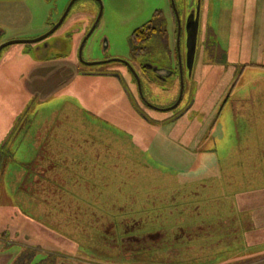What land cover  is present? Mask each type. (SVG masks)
Returning a JSON list of instances; mask_svg holds the SVG:
<instances>
[{"label":"rangeland","instance_id":"obj_1","mask_svg":"<svg viewBox=\"0 0 264 264\" xmlns=\"http://www.w3.org/2000/svg\"><path fill=\"white\" fill-rule=\"evenodd\" d=\"M62 2L64 7L70 0ZM175 2L178 7L181 0ZM102 3L101 19L83 47L82 59L79 48L99 14L97 0L73 4L55 34L63 42L50 50L47 60L31 43H15L1 50L0 264H264L263 233L228 231L222 223L225 213L237 216L240 196L264 194V0H206L209 21L201 26L193 71L185 74L181 105L166 112L149 110L164 120L192 102L189 112L166 125L148 124L133 109L127 90L137 91L123 65L87 66L83 60L130 59L131 34L158 11L166 19L174 60L178 25L171 0ZM38 10L41 14L42 9ZM29 19L25 6L0 1V26L8 31L4 41L38 36L44 27L42 20L30 23ZM180 45L187 61L185 34ZM87 70L99 73H84ZM108 70L123 71L126 86L116 75L107 74ZM142 84L146 98L158 106L174 102L181 85L178 77L154 84L152 89L145 79ZM25 114L30 116L27 126L31 128L20 133L19 128L12 135ZM55 115L59 124L66 119L67 127L93 130L94 146L97 142L112 150L113 163L101 164L104 170L97 173L109 183L113 179L115 185L133 187L114 196L124 206L118 219L129 218L133 212L140 217L141 225L129 224L130 229L139 228L137 235L160 229L168 232L171 225L192 231L209 220L212 228L201 235L205 239L179 235L158 243L156 235L149 236L154 243L148 246L141 243L139 249L124 250L116 236L103 238L99 231L82 230V214L75 213L74 207L65 214L60 210L64 207L53 200L48 204L35 196L23 176L27 168L34 167L33 140L43 130L38 128V118L49 117L50 133L63 135V129L55 130ZM94 150L86 147L85 155ZM210 214L211 218H203ZM118 229L125 244L137 236L127 230L123 233L121 225ZM74 240L81 242L80 247L72 244Z\"/></svg>","mask_w":264,"mask_h":264},{"label":"flooded vegetation","instance_id":"obj_2","mask_svg":"<svg viewBox=\"0 0 264 264\" xmlns=\"http://www.w3.org/2000/svg\"><path fill=\"white\" fill-rule=\"evenodd\" d=\"M13 1L18 2L27 8V10L30 13V19H29L30 23L35 21L39 22L42 20L41 23L44 25V27L40 31V34L36 36L37 38L46 34L59 22V20L63 16L64 12L66 11L70 3L69 2L67 6L65 5L66 7L65 6L62 7L63 6L62 0H13ZM97 2L100 4V10H99L100 13L101 8L103 7V3L102 0H97ZM171 5H172V12L175 23H177L178 25V30L176 31L177 33L175 35L176 57L174 60L171 50L168 48L169 35H168V30L165 27L166 19L165 17H163L162 12L160 11L156 12L154 17L150 21L135 29L131 34L129 40L130 51H131L130 59L112 60L115 58L105 57L102 60H99V61H107L99 64H108L113 62L115 64H121L126 68L128 73V75L126 74V76L131 75L132 84L135 90L137 91L136 93H133V91L127 90V95L129 96L131 105L140 117H142L148 124H152V125H166L169 123H174L181 116H183L184 114H186L191 110L192 102L187 104L185 108L182 111H180L178 114L171 116L169 118H165L164 120H160L158 118L153 117L151 113L152 111L149 112V110L161 111V112L171 111L177 109L181 105L185 93V74L186 73L191 74L193 71V67L191 69L187 61H185L186 59H184L183 54L181 52V47H182L181 45L179 52L178 35L180 32V39H179L180 42L182 41V37L184 36V34L187 36V52H188V40H191L194 37L195 26L197 25L196 23L198 22L199 28L197 33V44H196V54H195V61H196L199 41L202 38L201 26L202 24L209 21V19L205 17L208 9L206 0H181V3L178 7L176 5L175 0H171ZM39 8L42 9L41 14L39 13L40 11L38 10ZM36 10H38V14H37L38 17L35 16ZM70 11L71 9L69 10L67 16L65 17L61 25L57 28V30L53 34H51L50 36H48L47 38L41 41L31 43L34 44L33 48L39 51L38 54L41 56V58L44 59L49 58V55L47 54L50 52V50L53 47H59L62 44L63 39L59 38L55 34L58 32L62 24L68 18ZM136 30L137 32H135ZM7 34H8L7 29L0 26V46L3 43L8 42V40L4 41L5 39L4 37ZM52 36L54 37L50 39V37ZM36 37L24 38L22 40H32L35 39ZM12 40H17V39L16 38L10 39L9 41ZM153 54H155L156 56ZM86 62H94V61H86ZM84 64L87 65L86 63ZM100 72L104 73L102 72V70H100ZM84 73L98 74L99 72H93L92 70H87L84 71ZM122 73L124 72L123 71L117 72L116 70L115 71L108 70L107 72V74L109 75H116L118 78L121 79V82H123L122 84L126 86L124 83V78L121 75ZM177 77L180 80V84L183 81V86H184V91L182 94L183 96L179 102L178 100L180 97L181 85H180V91L178 97L174 100V102H172L171 104H167L166 106H158L157 104L146 98L147 96H145L144 93L142 79H145L146 81L150 82V84H152V87L150 88L152 89L154 84L156 86L162 85L163 83L168 82L169 79L172 78L175 79ZM29 120H30V116L28 114L20 116L17 125L13 128V131L11 132L12 135L17 133L19 128H20L19 130L20 133L23 130V128L27 126Z\"/></svg>","mask_w":264,"mask_h":264},{"label":"trees","instance_id":"obj_3","mask_svg":"<svg viewBox=\"0 0 264 264\" xmlns=\"http://www.w3.org/2000/svg\"><path fill=\"white\" fill-rule=\"evenodd\" d=\"M135 32H137V30ZM44 129L45 127L43 128V131ZM78 129L79 128L77 126L75 128L73 125V128L71 129L68 128L66 133L63 134L61 137H56L55 134H51L50 133L51 129L48 131L45 130L48 133L46 134V136H44L43 138H38L33 140V146L36 147V150L33 152L34 167H32L31 169L27 168L29 172H26L23 178L26 180L27 184L30 183L33 185L32 192H34L35 189L37 190V188H40L42 193H45V195L47 196L45 199L48 204H51L52 200L57 205L59 204L61 207L69 203L70 200L62 196L63 192L65 191L66 193H69V195L78 193L77 195L78 197H80L79 196L80 193L84 195L91 193L92 194L108 193L106 188H108V190L109 189L115 190V188L116 189L119 188L118 190H116V192H123V193L128 189V187L123 188L121 184L115 185L114 181L113 182L110 181L109 183L104 180V176H99L98 173H95V170L99 171L101 164H112L114 161V157H113L114 154L111 149H107V146L104 145L99 146L97 145V142H96V147L94 146L95 141L93 139L96 138V135L94 134L93 130L91 132L89 130H78ZM71 135L73 136L72 139H71ZM26 140L27 139L25 138V142ZM89 146H92L96 150L93 151L94 154L92 152H89L87 155H85V149L86 147ZM59 148L61 150H59ZM89 159H90V163H96L97 167L92 168L91 166H88ZM116 160H118L117 156H116ZM110 161L112 162L108 163ZM53 163L56 164L53 167L50 166ZM100 170H104V169L101 168ZM96 177L101 179L100 180L101 182L99 181L97 184L94 182L92 184L90 181H88L90 178H96ZM76 178L77 181L84 180L85 183L84 185H82L83 187L77 186L78 182L75 181ZM129 188L133 189V187H129ZM51 192L52 195L48 197L47 194ZM56 193L58 194L60 193L59 196ZM82 201L83 204L86 203L91 204L88 200L84 199ZM113 204L116 203L113 202ZM82 208L85 209L86 206ZM237 208H238L237 216L233 215L232 217H230V215L226 214L225 212H223L225 213V215L221 214L222 219H224L222 220V223L224 226L228 227V231L238 228L243 231H246L248 235L249 233H254L258 235L262 233L264 234L263 209H259L258 211L249 210L246 206L243 207L242 209L239 206H237ZM84 214L82 215V217L84 216ZM209 218H211V214ZM227 219H230L229 222ZM257 219H259L260 221H258ZM231 235L233 236V234ZM118 236L120 235L118 234ZM260 241H264V238H262ZM78 243H80L81 245V242ZM131 245L133 247L134 244L132 243ZM213 245H209L211 249L214 248ZM134 247L137 246L134 245Z\"/></svg>","mask_w":264,"mask_h":264},{"label":"water","instance_id":"obj_4","mask_svg":"<svg viewBox=\"0 0 264 264\" xmlns=\"http://www.w3.org/2000/svg\"><path fill=\"white\" fill-rule=\"evenodd\" d=\"M75 1L76 0H71L70 1L66 11L64 12V14L61 17V19L59 20V22L50 31H48L46 34H44L43 36L35 38V39H32V40L17 39V40L8 41L6 43H3L0 46V50L3 47L11 45V44H15V43H34V42H38V41H41V40L47 38L48 36L53 34L57 30V28L61 25V23L63 22V20L67 16L69 10L71 9V7H72V5H73V3ZM102 13H103V7L101 8V11L99 13L98 18L96 19V21L94 22V24L92 25L91 29L86 34V36L84 37V39H83V41H82V43L80 45L79 56H80L81 59H82L83 47H84L88 37L92 34L94 29L98 25V23H99V21L101 19ZM196 24L197 25L195 26L194 37L191 40H188L187 63H188V65H189V67L191 69H192L194 61H195L196 44H197V33H198V28H199L198 22ZM179 29H180V26H179ZM179 39H180V32H179V35H178L179 52H180V40ZM105 41H106L105 45L107 47L109 45V43H108L107 40H105ZM112 60H119V59L115 58V59H112ZM83 62L86 63L87 65H93V64H99V63H103V62H107V61H94V62L83 61ZM181 63H182V61H181ZM183 91H184V86H183V81H182L181 82L180 97H179L178 102L181 100V98L183 96L182 95ZM38 119L40 120V125L38 126V128L40 130L45 127V122H46V126L48 127V130L53 128L52 124H49L50 123L49 117L43 116L42 118H38ZM53 120H54L55 125H56L55 130L63 129V134H65L66 131L68 130V128H70V127H67L69 125V123L68 124H64L66 119L64 120L63 123L59 124L60 123L59 122L60 119L57 117V115H55ZM48 130H46V131H48ZM46 131H45V129H44V131L42 130V133H41L40 137H38V138H43L44 136H46V134H48ZM111 162H108V163H111ZM91 164H92L91 165L92 168L96 167V163H91ZM95 173H97V170H95ZM100 180L101 179L96 177V178H90L88 181H90L92 184L94 182L97 184ZM75 181H77V178H76ZM111 181L113 182V179ZM77 182H78L77 186H80V187H83L82 185H84V183H85L84 180H78ZM117 185H119V184H117ZM31 187H33V185ZM118 189H116V188H115V190L109 189L108 193H98V194H92L91 193V194H86V195L80 193L79 194L80 197H78V195H77L78 193L69 195V193H66V191H65V192H63V194H66V195H64V197L68 198L70 200V202L63 206L64 209H60V210L63 211L65 214H67L74 207L75 213L77 212V213L83 215L86 212L84 214V216H83V227H82V230L89 229V230H94V232L95 231L96 232L99 231L101 233V235L103 234L102 235L103 238L107 237L105 235H108L112 239H115V236H116L117 237V243L118 244L122 243L121 245L124 246V250L130 249L132 251L133 249H139L141 247V243H143V245H146V246H148V243H154L153 240L149 239V236H156L157 235V237H159V239H158L159 242L158 243H160V242H162L164 240H167V239H173V240L177 239L179 237V235L190 236V238L192 240H196L197 241L198 239H205L201 235H203L205 233H209V231L206 230V228H210L211 227V222H209V220H208V221H204L202 223L199 222L200 224L198 226H196L195 228H193L192 231H190L188 229L187 230H182V228H180L179 226L171 225L170 226V230L168 232L166 230H161L160 229L158 232H155V233H152V234H138L137 235V231H138L137 229H139L138 227L137 228L136 227H132V229L129 228L131 226L129 224H134L135 226L141 225L140 217L135 214L136 212H133V215L131 217H129V218L118 219V216H117L118 211L119 210L120 211H124V206L119 204V202L116 201L117 198L114 196V195H116L118 193H122V192H116V190H118ZM131 189L132 188L128 187V189L125 192H127V191H129ZM34 193H35V196L40 198L42 201H43V199L46 200L45 198L47 196L45 195V193H42L40 188H37V190L35 189ZM56 194L59 196L60 193L59 194L56 193ZM47 195L49 197L50 195H52V192L48 193ZM86 196H88V197H86ZM256 196H258V193H255V192H248V193L240 196L238 198V206L240 208L242 206L243 207L246 206L249 210H256V211H258L259 209H263L264 210V194H262L261 197H256ZM84 199L88 200L91 204H89V203L83 204L82 200H84ZM113 202H115L116 204H113ZM75 205H77V207H75ZM84 206H86L85 209L82 208ZM76 209H78V211H76ZM177 213H181V212L177 211ZM194 214L200 215V213H198V212H194ZM204 214L209 215L208 212H206ZM185 217L188 218L189 216L187 215ZM201 217H202V215H201ZM190 218H192V217L190 216ZM203 218H209V216H206V217H203ZM257 220L260 221L259 219H257ZM263 223H264V221H263ZM118 225H121L123 227V233H124V230H127V233L130 232L131 235L133 233H136L137 236H135L134 238L132 237L125 244L126 241L123 242L118 236V234L121 235L120 234V230L118 229ZM84 232H86V231H84ZM158 234H160L161 236H159ZM112 239L110 241H112ZM125 240H126V238H125ZM132 243L135 246H137V247H134V245L132 247V245H131ZM72 244H76V245H78L80 247V243H78L77 240H74ZM163 245H165V244H163Z\"/></svg>","mask_w":264,"mask_h":264}]
</instances>
